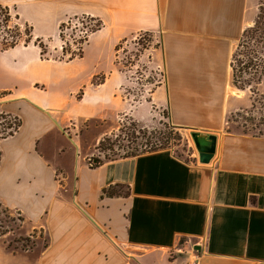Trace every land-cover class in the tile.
<instances>
[{"label":"crops","instance_id":"obj_1","mask_svg":"<svg viewBox=\"0 0 264 264\" xmlns=\"http://www.w3.org/2000/svg\"><path fill=\"white\" fill-rule=\"evenodd\" d=\"M260 6L259 0H0L31 39L0 47V112L18 121L17 131L0 139V207L21 218L26 234L40 235L30 251L2 252L3 264H264V137L223 132L231 115L247 107L231 85V59ZM77 16L102 24L85 49L103 39L108 57L92 73L68 69L83 57L44 60L34 45L56 38L61 23ZM137 33L158 42L151 56L163 83L151 103L166 110L173 127L216 134L214 160L200 166L159 150L94 169L83 158L62 167L58 156L65 137L75 144L67 134L74 122L107 123L126 111L118 95L124 77L112 58L117 44ZM97 75L104 77L93 86ZM114 185L126 186L128 195L101 197Z\"/></svg>","mask_w":264,"mask_h":264},{"label":"rangeland","instance_id":"obj_2","mask_svg":"<svg viewBox=\"0 0 264 264\" xmlns=\"http://www.w3.org/2000/svg\"><path fill=\"white\" fill-rule=\"evenodd\" d=\"M259 1L261 2L259 9L264 10V0ZM4 11L0 9V47L23 44L26 34H28L26 25L18 22L12 13L8 11L4 13ZM85 17L87 16H77L65 20L63 23L66 26L62 31V40L57 36L52 40L42 41L44 57L56 61L62 56L66 58L72 51H75L88 29L95 25V22H91ZM259 25L261 30L247 42V48L236 47L234 51L240 55L236 59L237 62H247L248 59H253L252 63L257 65L258 72L264 63V32L262 31L264 14L260 16ZM95 39L86 49V44L82 46V61L68 69L74 70L75 68L83 73H92L102 69L104 60L108 57L106 56V47L103 45V39ZM62 48L67 51L69 49L70 52L63 55ZM156 48H158L157 39L149 33H137L117 44L113 51L112 62L124 77V83L120 87L118 95L123 99L126 111L109 117L107 123L100 120L74 122L67 129V134L69 138L75 139V144L70 143L69 139L65 137L63 142L65 151L58 156L59 164L62 167L70 169L72 164L79 165L82 158L88 165L94 164V159L103 160L104 157H107V159L118 160L126 155L134 157L159 150H168L181 161L197 164L196 153L189 136L190 130L171 126L166 110L151 103L153 92L163 83L162 73L156 67L151 56L152 51ZM246 55L248 56L246 57ZM100 57L102 58L100 59ZM236 67L237 63H235ZM103 77V75L94 76L91 84L94 86L100 83ZM246 79L247 77L244 76L242 81ZM236 93L245 99L247 107L231 115L233 118L228 119L223 132L253 138L264 136V84L262 86L251 84L249 88L244 91L237 90ZM81 94L82 90L76 97L80 98ZM105 137H108L109 140L98 151L96 148ZM46 154V160L53 164L55 158L53 159L51 153ZM121 192H124V189ZM37 237H40L38 233L29 232L26 234L21 218L15 212L0 207V264L4 263L2 252L30 251ZM168 259L171 260L172 257L169 255Z\"/></svg>","mask_w":264,"mask_h":264},{"label":"trees","instance_id":"obj_3","mask_svg":"<svg viewBox=\"0 0 264 264\" xmlns=\"http://www.w3.org/2000/svg\"><path fill=\"white\" fill-rule=\"evenodd\" d=\"M260 8H261V6H260ZM3 10H5V9H3ZM6 11L7 10H5L4 13ZM263 14H264V10L259 9V13L256 16V19L254 21L253 26H251L250 28H247V29L244 30V32H243V34L241 36L240 42L237 45L238 48L246 49L247 48L246 46L248 44L247 42L252 40L253 35L256 32H259L261 30L259 24H260V16H262ZM82 18H84V17H82ZM85 18H87L91 22H95V25H93L92 27H90L88 29L87 33L80 40L79 47L75 51H72L66 58H64L65 56H62V58H59L56 61H59V62H63V61L64 62H70L72 60L82 58V54H83L82 46L87 43L88 36L90 34H92V33H95L96 31L100 30L101 27H102V24H101V22L99 20L92 19L90 17H85ZM65 26H66L65 23H61V25L59 26L58 37L61 40L63 38L62 37V31L65 28ZM27 30H28V34H26V39L23 41V45L29 44L30 40H31L30 39V30H29L28 27H27ZM262 31L264 32V27H263ZM15 45L16 44H13L11 46L10 45L9 46H4L3 49H8V48H11V47H13ZM34 45L39 48L41 59L50 60L49 58H45L44 57L45 51H44L43 44H42L41 40H35ZM69 52H70L69 49H68V51L65 50V48L61 49V53L63 55H65L66 53H69ZM239 56L240 55L236 51L233 54L232 59H231V68H232L231 85L235 89H237L239 91H244L245 89L249 88L251 86V84L252 85H256V86L260 84L261 78L263 77V74H264V63L260 67V71L258 72L256 70L257 69V65L252 63L253 59H251V60L248 59L247 62H243V61H238L237 62L236 59ZM247 56L248 55H246V57ZM254 60H256V59H254ZM235 63H237V67L236 68H235ZM244 76L247 77V79L242 81V78ZM230 118H233V116L230 117ZM255 137H264V136H255ZM108 140H109L108 137L103 138L99 142V144H98L96 149L98 151L101 150L102 147L104 146V143L107 142ZM153 149H155V148H153ZM130 156H133V155H130ZM130 156L126 155L123 158H127V157H130ZM120 159H122V158H120ZM114 160H116V159H107V157H104L103 160L94 159V164H88V166H89L90 169H94V168H96L98 166H101L102 164H104L106 162H111V161H114ZM123 189H124V192H121V190H123ZM127 195H128V188L126 186H123V185L109 186L107 188H104L101 191V197H107V198H113V197H119V196L126 197Z\"/></svg>","mask_w":264,"mask_h":264},{"label":"water","instance_id":"obj_4","mask_svg":"<svg viewBox=\"0 0 264 264\" xmlns=\"http://www.w3.org/2000/svg\"><path fill=\"white\" fill-rule=\"evenodd\" d=\"M189 136L196 153L197 164L200 166L210 165L216 156L218 136L195 130H191Z\"/></svg>","mask_w":264,"mask_h":264},{"label":"built area","instance_id":"obj_5","mask_svg":"<svg viewBox=\"0 0 264 264\" xmlns=\"http://www.w3.org/2000/svg\"><path fill=\"white\" fill-rule=\"evenodd\" d=\"M17 128L18 121L15 117L0 112V139L12 136L17 131Z\"/></svg>","mask_w":264,"mask_h":264}]
</instances>
